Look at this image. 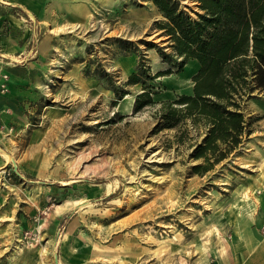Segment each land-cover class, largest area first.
Instances as JSON below:
<instances>
[{"label": "rangeland", "instance_id": "rangeland-1", "mask_svg": "<svg viewBox=\"0 0 264 264\" xmlns=\"http://www.w3.org/2000/svg\"><path fill=\"white\" fill-rule=\"evenodd\" d=\"M13 9L14 25L0 18V264H217L237 226L257 227L264 91L243 103L250 133L197 174L203 126L155 129L194 66L156 78L157 103L134 110L139 65L175 71L150 0H106L85 26L50 29Z\"/></svg>", "mask_w": 264, "mask_h": 264}, {"label": "trees", "instance_id": "trees-1", "mask_svg": "<svg viewBox=\"0 0 264 264\" xmlns=\"http://www.w3.org/2000/svg\"><path fill=\"white\" fill-rule=\"evenodd\" d=\"M166 19L161 27L168 37L170 54L159 52L172 69L152 74L141 65L128 83H140L134 110L157 103L158 77L180 73L189 60L198 63L191 92L159 102L155 129L203 126L204 136L191 153L202 163L194 173L211 170L242 142L247 121L243 103L255 91H264V0H192L196 17L189 16L179 0H150ZM143 76V79H142ZM124 92L120 99L127 94Z\"/></svg>", "mask_w": 264, "mask_h": 264}, {"label": "crops", "instance_id": "crops-1", "mask_svg": "<svg viewBox=\"0 0 264 264\" xmlns=\"http://www.w3.org/2000/svg\"><path fill=\"white\" fill-rule=\"evenodd\" d=\"M104 1L106 0H0V9L2 7L4 10H0V18L14 25L16 20L13 18L12 12L15 8L23 14V18L28 16L40 28H45L47 25L50 29L58 24H80L85 26L90 22L91 17L96 15L97 5ZM45 45L46 42L41 43L38 52L45 53ZM189 65L194 66L191 73V75H194L198 70V63L195 60H189L182 72ZM182 77L187 78V76ZM192 86L193 84L191 89ZM190 92L191 90L184 93L189 94ZM256 146L252 156L255 162H259L261 165L259 173L262 174L264 173V140L257 141ZM259 168L260 166L257 167V172ZM260 198L264 201V196H260ZM256 221L257 227L237 226L231 244L226 246V250L223 255H220L217 264H264V232L261 230V226H264L262 225L264 224V215H256Z\"/></svg>", "mask_w": 264, "mask_h": 264}, {"label": "built area", "instance_id": "built-area-1", "mask_svg": "<svg viewBox=\"0 0 264 264\" xmlns=\"http://www.w3.org/2000/svg\"><path fill=\"white\" fill-rule=\"evenodd\" d=\"M2 91H5V85H1Z\"/></svg>", "mask_w": 264, "mask_h": 264}]
</instances>
